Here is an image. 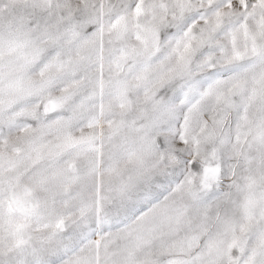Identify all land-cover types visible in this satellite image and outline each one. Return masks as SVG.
<instances>
[{"label": "snow or ice", "instance_id": "snow-or-ice-1", "mask_svg": "<svg viewBox=\"0 0 264 264\" xmlns=\"http://www.w3.org/2000/svg\"><path fill=\"white\" fill-rule=\"evenodd\" d=\"M0 264H264V0H0Z\"/></svg>", "mask_w": 264, "mask_h": 264}]
</instances>
